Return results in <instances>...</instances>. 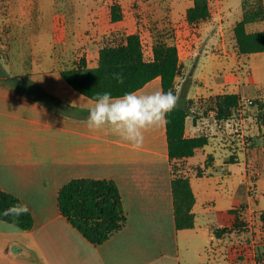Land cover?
I'll use <instances>...</instances> for the list:
<instances>
[{
  "label": "crops",
  "instance_id": "crops-1",
  "mask_svg": "<svg viewBox=\"0 0 264 264\" xmlns=\"http://www.w3.org/2000/svg\"><path fill=\"white\" fill-rule=\"evenodd\" d=\"M253 3L208 0L209 18L190 24L186 12L192 0H0V57L5 59L0 69L77 111L89 112L94 101L65 82L60 74L65 65L84 59L87 67H95L101 47L97 43L111 32L137 33L142 45L143 39L148 43L151 60L156 32H171L173 42H164L178 50L175 95L176 107L188 111L184 136L203 134L208 140L183 165L195 197L194 225L176 230L165 123L146 131L143 146L133 149L108 129L90 131L87 116L61 113L0 79V191L26 204L33 218L30 231L0 220V264H233L217 259L211 250L217 241L213 225L233 207L245 208L244 219L252 231V264H264V198L255 193L264 177V164L263 171L257 169L255 151L264 137L250 131L255 144L245 149L244 142L231 141L237 129L234 121H240L213 124L217 95L242 96L245 88L246 97L254 98L248 93L253 85L245 87L237 71L253 54L240 55L229 48L223 31L242 19L233 24V11L241 9L242 16ZM112 5L120 9L119 21L110 18ZM211 21L219 26L222 61L219 66L211 62L215 74L209 84H200L198 65L192 70L191 65L204 52L201 32L209 31L203 27ZM157 90L160 78L136 92ZM232 164L242 165V173L229 175ZM78 178L111 180L121 196L125 224L100 245L88 242L58 207V190ZM245 263L240 255L235 264Z\"/></svg>",
  "mask_w": 264,
  "mask_h": 264
},
{
  "label": "trees",
  "instance_id": "trees-1",
  "mask_svg": "<svg viewBox=\"0 0 264 264\" xmlns=\"http://www.w3.org/2000/svg\"><path fill=\"white\" fill-rule=\"evenodd\" d=\"M192 1V7L186 12L187 22L195 24L206 21L210 16L208 0ZM110 18L113 22L122 18L118 6H111ZM255 18V13H245L233 26L235 48L240 55L264 52V30L248 31L249 23ZM116 72L123 73L125 78L123 84H118L112 78V74ZM178 73L179 56L174 44L157 41L152 47V59L148 60L145 59L143 45L137 33L122 36L113 44H102L95 67H87L83 59L79 63L65 65L60 71L62 78L73 90L93 101L97 93L108 91L113 96H120L125 92L143 88L155 78H160L163 91L167 92L171 89L175 94V78ZM0 79L35 96L61 113L77 112L83 116L89 114L87 111H77L64 105L24 78L11 77L1 69ZM241 99L242 97L235 93L217 95L214 98L213 120L231 121L240 106ZM256 105L257 128L262 129L264 133V102L257 101ZM187 115V108L176 107L167 115L165 122L176 230L190 229L194 225L191 209L195 197L189 177L183 168L184 162L208 143L203 134L193 138L184 136ZM176 167L179 172H175ZM57 202L62 216L93 245L102 244L125 224L121 196L111 180L72 179L58 190ZM17 203L22 204L16 196L0 191V220L13 224L23 231H30L33 227V218L29 212L18 217L3 215L4 209ZM244 211V207H233L219 216L217 221L228 223L231 228L212 229L213 237L222 239L231 233L232 228L245 225Z\"/></svg>",
  "mask_w": 264,
  "mask_h": 264
},
{
  "label": "rangeland",
  "instance_id": "rangeland-1",
  "mask_svg": "<svg viewBox=\"0 0 264 264\" xmlns=\"http://www.w3.org/2000/svg\"><path fill=\"white\" fill-rule=\"evenodd\" d=\"M176 1V0H175ZM261 1V0H260ZM252 2H256L253 4L247 5V9L243 10L242 16H241V9L236 10V12L233 11V14L231 16V21L233 24L240 20L241 17L244 16L245 13H255L256 18L253 22H250L248 25V31H262L264 30V9H263V3L259 4V0H252ZM262 4V5H261ZM205 29H208L209 31H203L201 32V40L202 44L201 47L203 48V54L193 60V63L191 65V70L193 69L194 64H197L198 70L195 72V75H197V82L202 83H210L211 78L214 76V72L212 70L211 62L217 64L221 63V59L218 53H221L220 50V35H219V26L216 21L207 22L204 25ZM156 30V29H154ZM224 35L227 38V45L229 48L234 50L235 48V42L233 38V32L232 28L230 26H226L223 29ZM171 32L160 34L159 31L156 32L157 41H165L166 38L169 43H172V35H170ZM210 33H213V35H210ZM123 35L112 32L110 34L104 35L103 40L101 42L97 43V45L102 44H113L117 42L119 39L122 38ZM168 36V37H167ZM143 50L145 53V59L150 58L149 54V45L143 39ZM72 45V44H71ZM88 46H91L90 43L87 44ZM69 46V45H68ZM70 47V46H69ZM71 50V48H69ZM68 49V50H69ZM90 49V47H89ZM67 50V51H68ZM68 51L66 53V56L71 55V51ZM75 50V49H74ZM77 50V49H76ZM79 50V49H78ZM3 62H5L4 57H0V66H3ZM28 62V61H27ZM238 72H240V78L241 83L245 85H253L248 90V93H250L252 97H246V90H242V99H241V106L237 109L238 112L234 114V119L237 121H240L241 123V129H236V131L233 133L232 137V143H236L242 141L245 144V149H251L254 146V142L249 136V132L251 131L258 132L260 136L259 138L264 137V133H262V129L257 128V101L264 102V53H256L253 55H250L249 58H245L242 60V63L238 65ZM250 71L251 76L247 77L246 72ZM233 73H235L233 71ZM177 84H180V81H178ZM186 84V81L183 83ZM230 91H234V89H231ZM250 99L252 103L248 104L246 100ZM235 130V129H234ZM264 142V140H263ZM238 147V146H237ZM243 147V146H242ZM256 157L258 158V161L256 165L258 166L257 169L260 171L262 170L263 164H264V144L263 146H259V148L255 151ZM260 158V161H259ZM175 172H179L180 170L176 167ZM243 171V166L238 164H232L229 170V175L231 174L233 177L235 175H239ZM264 173V171L262 172ZM263 175V174H262ZM228 176V175H227ZM244 191L241 189L238 190V193H243ZM256 195H260L261 198H264V177L261 176L259 181L256 184L255 188ZM235 205H239L238 202L235 203ZM263 216V215H261ZM262 218V217H261ZM216 226H219L216 228ZM222 227L231 228L229 227L228 223H223L221 221L217 222V224L213 225V230L220 229ZM214 247L211 248V250L214 251V254L216 255L217 259H224L230 262H233V264L237 263V260L239 256H244L246 258L245 264H252L254 261L253 258V251H252V231H250V228L247 227V224L245 222V225L240 227H234L231 229V233L225 235L222 239H216Z\"/></svg>",
  "mask_w": 264,
  "mask_h": 264
},
{
  "label": "clouds",
  "instance_id": "clouds-1",
  "mask_svg": "<svg viewBox=\"0 0 264 264\" xmlns=\"http://www.w3.org/2000/svg\"><path fill=\"white\" fill-rule=\"evenodd\" d=\"M118 84L124 83L122 72L112 74ZM179 102L171 89L157 90L150 94L136 91L113 96L111 92L97 93L94 105L89 109L85 124L90 131L108 129L133 149L143 146L145 132L158 128ZM29 211L26 204H12L3 210V215L18 217Z\"/></svg>",
  "mask_w": 264,
  "mask_h": 264
},
{
  "label": "built area",
  "instance_id": "built-area-1",
  "mask_svg": "<svg viewBox=\"0 0 264 264\" xmlns=\"http://www.w3.org/2000/svg\"><path fill=\"white\" fill-rule=\"evenodd\" d=\"M246 74H247V75H250V71H247ZM246 102H247L248 104L252 103L251 100L248 99V98H247ZM241 104H242V103H240V106H241ZM240 106H239V107H240ZM237 112H238V111H237ZM233 117H234V116H233ZM228 122H229V120H226V121H225V123H228ZM217 123H218V122H215V121H214L213 124L216 125ZM240 123H241V122L236 123V121H234V125H235V127L237 126V127H236L237 129H238V128L241 129V125H239ZM216 126H217V125H216ZM218 227H219V226H216V228H218Z\"/></svg>",
  "mask_w": 264,
  "mask_h": 264
}]
</instances>
